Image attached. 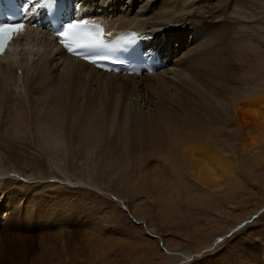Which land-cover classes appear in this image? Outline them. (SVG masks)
Here are the masks:
<instances>
[{"label":"bare ground","instance_id":"obj_1","mask_svg":"<svg viewBox=\"0 0 264 264\" xmlns=\"http://www.w3.org/2000/svg\"><path fill=\"white\" fill-rule=\"evenodd\" d=\"M74 1L78 12L104 22L111 33L139 30L166 65L142 75L106 73L68 54L45 30L20 34L0 55V214L6 213L0 219L10 217L20 187L36 180L31 160H45L55 182L113 197L134 220L123 199L96 178L115 177L119 186L131 180L135 191L140 185L170 206L180 191L194 195L190 185L211 187L218 167L229 173L222 160H243L244 171L256 172L248 146L260 140L264 95L230 91L228 80L240 73L227 65L229 42L222 32L246 0ZM48 180L38 179L41 186ZM136 221L158 239L168 264L196 261L222 241L174 250L153 225Z\"/></svg>","mask_w":264,"mask_h":264},{"label":"rangeland","instance_id":"obj_2","mask_svg":"<svg viewBox=\"0 0 264 264\" xmlns=\"http://www.w3.org/2000/svg\"><path fill=\"white\" fill-rule=\"evenodd\" d=\"M246 1L248 4L239 8L240 14H231L222 25L223 36L229 42L227 65L240 73L228 84L235 95H264V0ZM259 134L258 146H248L249 155L257 158L251 160L255 175L244 171L243 160H222L228 162L230 172L218 167L214 188L190 185L194 197H185L180 191L170 206L149 197L140 185L135 191L131 180L122 181L120 186L115 177L104 183L100 178L96 180L99 179L98 186L122 198L136 220L153 225L158 234L171 240L174 250L197 251L216 238L222 239L215 251L196 261L176 264H264V161L258 160L264 155V124ZM17 165L23 168V164ZM30 166L35 168L31 179L36 175V180L20 187L22 191L10 217L0 219L4 234L0 240V264L169 263V255L161 249L158 239L149 235L144 224L137 223L113 197L88 187L55 182L45 160H31ZM39 169L43 175L37 172ZM41 176L49 178L48 185L39 184ZM149 179L150 182L152 178Z\"/></svg>","mask_w":264,"mask_h":264},{"label":"snow or ice","instance_id":"obj_3","mask_svg":"<svg viewBox=\"0 0 264 264\" xmlns=\"http://www.w3.org/2000/svg\"><path fill=\"white\" fill-rule=\"evenodd\" d=\"M26 13L29 9L24 8ZM26 27L24 20L19 22L0 23V54L6 50V45L14 35L21 33ZM60 38V43L69 51L78 56L91 58L92 63L97 59H111V51L116 47H121L131 41H121L116 44L109 43L105 39V34L99 25L89 26L87 21L78 20L68 23L62 30L56 31ZM95 57V58H93Z\"/></svg>","mask_w":264,"mask_h":264},{"label":"water","instance_id":"obj_4","mask_svg":"<svg viewBox=\"0 0 264 264\" xmlns=\"http://www.w3.org/2000/svg\"><path fill=\"white\" fill-rule=\"evenodd\" d=\"M224 238V237H223Z\"/></svg>","mask_w":264,"mask_h":264}]
</instances>
